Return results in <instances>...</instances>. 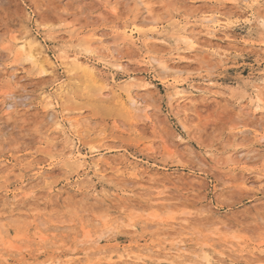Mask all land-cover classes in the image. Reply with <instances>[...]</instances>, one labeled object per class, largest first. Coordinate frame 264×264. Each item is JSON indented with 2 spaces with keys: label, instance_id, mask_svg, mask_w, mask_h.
I'll list each match as a JSON object with an SVG mask.
<instances>
[{
  "label": "rangeland",
  "instance_id": "1",
  "mask_svg": "<svg viewBox=\"0 0 264 264\" xmlns=\"http://www.w3.org/2000/svg\"><path fill=\"white\" fill-rule=\"evenodd\" d=\"M263 23L264 0H0V264H264Z\"/></svg>",
  "mask_w": 264,
  "mask_h": 264
},
{
  "label": "bare ground",
  "instance_id": "2",
  "mask_svg": "<svg viewBox=\"0 0 264 264\" xmlns=\"http://www.w3.org/2000/svg\"><path fill=\"white\" fill-rule=\"evenodd\" d=\"M142 2V1H141ZM145 19V18H144ZM146 22V21H145ZM217 23H218V21H217V19L215 18V17H211V18H209V19H207L206 20V22H205V28H207V29H211V28H215V27H217ZM263 27H264V23H263ZM213 31V30H212ZM186 33V32H185ZM189 33V32H188ZM184 42H187V43H190V44H192V46H193V48H194V50L196 49V46H198L196 43H194V40H193V37H190V35L188 34H186V36L182 39ZM195 40H196V38H195ZM36 42V41H35ZM101 42H103V40H101ZM40 43V42H39ZM32 45V44H31ZM30 45V46H31ZM31 48V47H30ZM32 54L29 56V59H30V61H32V62H36L39 58H41V59H43V60H48V56L46 57V51H45V49H44V47L42 46V45H39V46H36V47H34V49H32V52H31ZM113 54H114V52L111 50V56L113 57ZM77 58V57H76ZM28 59V60H29ZM77 59H79V57L77 58ZM77 59H75V61H73V65H74V67H76L77 66ZM61 60L62 61H64L65 62V60H66V56L65 57H61ZM73 65H71V66H73ZM121 68H122V66H120ZM153 69H154V71L157 73V74H165V75H167V74H169L170 73V68L168 67V65L166 64V63H164V62H161V61H159V60H157V59H153ZM77 68V67H76ZM78 68H79V66H78ZM84 68V67H83ZM83 70V69H82ZM84 70L86 71V72H88L90 75H93V74H95V72H94V70H92V69H90L89 67H88V65L84 68ZM162 81V83L165 85L166 84V81H164L163 79L161 80ZM262 86H264V83H263V85ZM172 87V89L174 90V95H176L177 97L178 96H180L181 97V100H182V97H184L185 95H187V93H189L187 90H185V89H183L182 87H183V84H181V83H176V84H173L172 86H170V85H166V88L169 90L170 88ZM264 89V88H263ZM128 93V97H129V99L131 100V103L132 104H136V102H137V100L135 99V98H133V96L130 94V92L128 91L127 92ZM178 99V98H177ZM170 101V100H169ZM180 101V100H179ZM255 102H256V104H257V109H262V103H263V99H262V97H261V95L260 94H258V96L256 97V99H255ZM15 103H11V104H8V109L9 110H12V109H14L15 108ZM54 116L52 115V116H50V118H53ZM246 133H248L249 131H245ZM245 132H242V133H245ZM92 150H93V148H92ZM79 156H81V154H79ZM99 166V163L98 162H96L95 163V167H98ZM1 229H2V227H1ZM111 231V230H110ZM109 231L107 230V232H105L104 231V233H102L101 235L102 236H99V238H96V239H92L91 237H89V242H93V243H97V242H100L104 237H105V235L108 233ZM5 234V233H4ZM98 237V236H97ZM131 247V246H130ZM20 248V247H19ZM18 248V249H19ZM96 248V247H95ZM128 249H130V248H128ZM131 250V249H130ZM142 250V249H141ZM175 250H178V249H176L175 247H173V248H171L170 249V252L169 253H166L165 254V256H169L170 254H171V256H173V257H176V258H179V259H185V257H183V256H181L180 255V251L181 250H179V251H175ZM98 252H100V253H106V252H108V250L107 249H105V248H98V250H97ZM142 251H140L138 254H135V253H131L130 251H126L125 253H124V257L126 258V261H131V263L132 262H134V263H136V264H149L150 262L149 261H147V259L148 260H150L151 259V257H143L142 256V253H141ZM144 252H148V253H152L153 254V252L150 250V249H148L147 248V251H144ZM89 253V252H88ZM157 254V253H156ZM205 259H207L206 257H205Z\"/></svg>",
  "mask_w": 264,
  "mask_h": 264
}]
</instances>
